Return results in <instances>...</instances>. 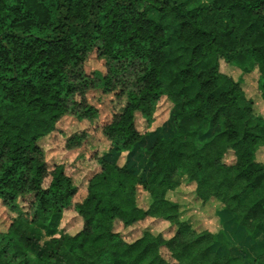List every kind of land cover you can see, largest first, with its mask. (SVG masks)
Segmentation results:
<instances>
[{
	"label": "trees",
	"instance_id": "trees-1",
	"mask_svg": "<svg viewBox=\"0 0 264 264\" xmlns=\"http://www.w3.org/2000/svg\"><path fill=\"white\" fill-rule=\"evenodd\" d=\"M93 52L105 71L90 76L84 66ZM221 60L243 74L256 70L264 103V0H0V202L15 214L0 232V264H12L8 253L13 264H264V247L249 257L221 238L226 211L236 232L264 239V160L256 159L264 117L240 81L220 71ZM91 88L125 99L102 127L107 152L132 150L145 135L137 115L150 125L154 107L173 95L175 133L146 150L145 179L106 160L107 152L98 156L99 170L74 204L81 229L36 252L30 226L61 215L77 192L64 165L48 166L39 141L64 116H98L87 103ZM220 122L197 143V128ZM83 139L72 135L65 147ZM182 181L201 202L220 205L219 230H196L182 218L168 198ZM148 218L173 225L172 236L145 230L128 242L113 230L115 221L129 227Z\"/></svg>",
	"mask_w": 264,
	"mask_h": 264
},
{
	"label": "rangeland",
	"instance_id": "rangeland-1",
	"mask_svg": "<svg viewBox=\"0 0 264 264\" xmlns=\"http://www.w3.org/2000/svg\"><path fill=\"white\" fill-rule=\"evenodd\" d=\"M84 71L91 76L94 71H105L104 62L97 58L93 52L85 62ZM220 71L231 76L234 80L240 81L241 87L246 96L253 100L254 111L264 117V103L261 102L257 90L256 70L251 73L243 74L237 68L220 61ZM87 103L95 107L98 116L92 120H79L74 116H64L57 123L55 130L48 136L42 138L39 144L45 151V158L48 166L51 168L55 164L64 165L66 174L72 177L77 192L73 198L72 204L66 208L61 215L52 214L41 217L30 226V237L33 240V249L36 252H48L51 249L49 240L52 236L59 233L75 234L82 227V220L74 210V204L80 202L86 194V184L89 177L99 170L96 158L106 153L109 148V142L102 134V127L108 123L112 116L119 112L125 104L124 97H117L113 92L104 93L100 88H91L86 94ZM263 103V104H262ZM180 105L178 96H170L161 99L154 107L152 121L147 125L139 115L136 117V127L141 133H145L140 142L130 151H108L104 158L119 167H126L134 174L145 179V170L148 167L149 156L147 149L152 145L156 138L170 137L175 133L174 114ZM222 128L220 122L215 128L208 126L197 128L196 141L198 144L204 143L214 133ZM84 135L80 146L74 149L65 147L66 141L72 135ZM232 156H226V162L232 161ZM258 161L264 160V145L260 146L256 152ZM49 178L45 179L47 185ZM194 184L181 182V185L174 191L168 193V198L180 205V211L183 219H188L196 230L207 229L215 232L220 229L217 210L219 204L214 201L201 202L194 193ZM249 199L248 201H253ZM26 200H21L20 204L25 205ZM148 202L147 194L140 191L138 194V204L146 207ZM14 213L8 211L0 202V232L6 231ZM221 221V238L228 241L231 252H243L249 257L255 251L264 247V239H250L248 234L243 231H235L233 216L226 211L219 212ZM174 226L158 219H146L129 227H123L120 222L115 221L113 230L118 232L121 237L131 242L141 236L142 232L148 230L154 234H161L164 238L172 236ZM166 259H170L165 249L161 250ZM245 254V255H246ZM11 263H15L14 255L6 256Z\"/></svg>",
	"mask_w": 264,
	"mask_h": 264
}]
</instances>
